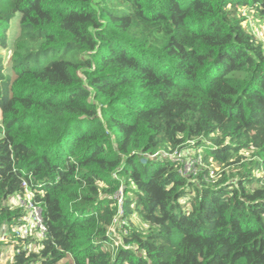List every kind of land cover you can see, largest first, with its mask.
Instances as JSON below:
<instances>
[{"label": "trees", "instance_id": "1", "mask_svg": "<svg viewBox=\"0 0 264 264\" xmlns=\"http://www.w3.org/2000/svg\"><path fill=\"white\" fill-rule=\"evenodd\" d=\"M250 14L264 0H0L7 264H264ZM25 181L47 233L24 245L8 201Z\"/></svg>", "mask_w": 264, "mask_h": 264}, {"label": "built area", "instance_id": "2", "mask_svg": "<svg viewBox=\"0 0 264 264\" xmlns=\"http://www.w3.org/2000/svg\"><path fill=\"white\" fill-rule=\"evenodd\" d=\"M176 161L185 159L186 165L183 171L184 175L196 174L194 171L195 164L192 157L184 158L177 153L169 156ZM38 191L30 187V184L25 181L23 183V191L12 196L8 201V207L17 209L21 212L17 224L12 228V234L19 240L25 243V240H39L41 241L47 233V228L43 219V209L39 203L36 202ZM30 247V244L26 248Z\"/></svg>", "mask_w": 264, "mask_h": 264}, {"label": "rangeland", "instance_id": "3", "mask_svg": "<svg viewBox=\"0 0 264 264\" xmlns=\"http://www.w3.org/2000/svg\"><path fill=\"white\" fill-rule=\"evenodd\" d=\"M248 27L252 32H254V34L257 36L258 40L264 45V19H260L259 17L253 16L252 14H250L248 17ZM2 53L5 56L6 61L8 62V66H9L10 65L9 64V58L11 56L10 53L7 51L2 52ZM0 118H1V113H0ZM248 156L250 157V155H248ZM250 159L252 160V158H250ZM214 171L216 172V174H215V176H216L217 173L220 172L219 167L215 166ZM256 196H257V198L264 199V195L257 194ZM255 237H256L255 235H252L249 237H245L244 239L249 238L252 240ZM11 242L12 241L8 237H6V234L2 235V237L0 238L1 246L7 247L5 249L6 251L4 253H1V255H0V263L1 264H7L8 262H10L12 256L14 255L13 246H12Z\"/></svg>", "mask_w": 264, "mask_h": 264}]
</instances>
